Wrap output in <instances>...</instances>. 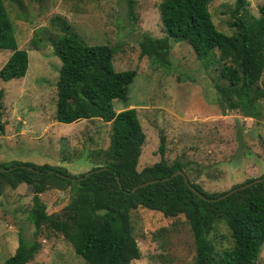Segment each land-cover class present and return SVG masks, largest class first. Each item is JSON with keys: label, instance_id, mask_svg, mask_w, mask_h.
I'll list each match as a JSON object with an SVG mask.
<instances>
[{"label": "rangeland", "instance_id": "obj_1", "mask_svg": "<svg viewBox=\"0 0 264 264\" xmlns=\"http://www.w3.org/2000/svg\"><path fill=\"white\" fill-rule=\"evenodd\" d=\"M160 1L135 0L136 19L132 21L125 0H3L18 47L27 51L29 62L22 78L0 79V89L5 92L0 162L48 163L73 174L100 164L92 152L108 146L110 124L98 118L72 123L55 119L61 62L51 39L56 41L63 33L60 25L66 21L68 29L85 43L114 49L115 71L137 72L128 86L127 99L113 100L112 105L116 111L125 107L137 110L145 134L138 170L160 160L157 149L163 132L166 161L190 160L188 177L209 193L264 175V98L259 102V118L246 117L239 109L225 108L222 112L215 84L225 81L215 59H198L189 44L171 38L168 68L152 64L148 56L140 54L144 32L154 37L165 35ZM236 1L211 0L209 4L216 28L227 35L235 34L229 22ZM246 1L250 13L258 16L264 0ZM10 53L0 49V68ZM71 186L68 183L39 194L46 205L44 211L60 213L73 195ZM32 190L31 185L21 183L15 189L5 186L0 191V263L15 251L19 232L31 238L33 225L27 216L33 206ZM130 218L141 256L129 264H195L194 239L184 215L166 217L139 206L130 212ZM208 237L218 250L232 245L224 220L214 223ZM38 240L42 247L28 264H90L61 233L49 232ZM256 264H264V243Z\"/></svg>", "mask_w": 264, "mask_h": 264}, {"label": "trees", "instance_id": "obj_2", "mask_svg": "<svg viewBox=\"0 0 264 264\" xmlns=\"http://www.w3.org/2000/svg\"><path fill=\"white\" fill-rule=\"evenodd\" d=\"M125 2L128 18L134 21L135 0ZM210 2L161 0L158 9L165 35L154 37L144 32L139 41L140 54L148 56L152 64L168 68L169 39L186 42L198 59L213 58L220 64L219 74L225 83H216L215 89L222 112L225 108L239 109L246 117L259 118V102L264 98V4L258 7L259 15L254 16L246 0H237L229 22L235 34L227 35L212 21ZM55 18L60 19L58 15ZM60 26L63 33L56 41L51 39L54 54L61 62L55 119L61 123L101 119L110 124L109 144L92 152L100 164L80 174L48 163L0 162V191L5 186L15 189L21 183L33 188V206L27 216L33 225L31 238L19 232L15 251L0 264H28L42 247L38 237L49 232L61 233L90 264H129L141 256L130 218V212L139 206L160 211L166 217L185 216L194 239L195 264H256L264 243V180L217 198L257 177L226 191L209 193L188 177L190 160L166 161L163 132L157 149L160 160L138 170L145 134L137 110L125 107L116 111L112 105L113 100L127 99L136 70L115 71L113 48L85 43L68 29L66 21ZM0 49L11 51L0 68V79L22 78L28 69V53L18 47L3 0ZM4 95L1 88L0 119ZM3 132L4 124L0 121V133ZM176 170H183L188 182L207 199L196 195L182 175L172 176ZM154 179L162 180L132 190ZM68 183L72 184L73 195L62 211L45 212L46 205L38 195ZM220 219L230 230L232 245L218 250L208 235Z\"/></svg>", "mask_w": 264, "mask_h": 264}, {"label": "water", "instance_id": "obj_3", "mask_svg": "<svg viewBox=\"0 0 264 264\" xmlns=\"http://www.w3.org/2000/svg\"><path fill=\"white\" fill-rule=\"evenodd\" d=\"M175 175H182L183 178H184V181L188 183V186L192 189V191H193L196 195L200 196V197L203 198V199H207L204 195H202L198 190H196V189H195V188H194V187L188 182L187 176H186V174L183 172V170H176V171L172 174V176H175ZM164 179H167V178H164ZM159 180H162V179H154V180H151V181H146V182L140 183L139 185L134 186V187L132 188V190H135V189H136L137 187H139V186L147 185V184H149V183L156 182V181H159ZM262 180H264V177L253 178L251 181L246 182V183H244V184H242V185L236 186V187L232 188L231 190H229L227 193H225V194H223V195H221V196H219V197H217V198H223V197H225V196L231 194L232 192H234V191H236V190H238V189H243V188H245V187H248V186L251 185V184H254V183L259 182V181H262ZM117 181H118V184L120 185V182H119V179H118V178H117Z\"/></svg>", "mask_w": 264, "mask_h": 264}, {"label": "crops", "instance_id": "obj_4", "mask_svg": "<svg viewBox=\"0 0 264 264\" xmlns=\"http://www.w3.org/2000/svg\"><path fill=\"white\" fill-rule=\"evenodd\" d=\"M253 177V176H252Z\"/></svg>", "mask_w": 264, "mask_h": 264}]
</instances>
